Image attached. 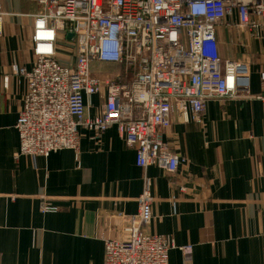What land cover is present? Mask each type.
<instances>
[{
	"label": "crops",
	"instance_id": "1",
	"mask_svg": "<svg viewBox=\"0 0 264 264\" xmlns=\"http://www.w3.org/2000/svg\"><path fill=\"white\" fill-rule=\"evenodd\" d=\"M13 10L0 37V264H104V241L122 239L146 178L152 220L143 232L190 247L188 255L170 251L169 264H264V105L211 101L199 124H183L173 113L164 137L184 158L174 175L137 167L116 127L97 137L81 129L77 155L17 157L26 84L11 68L29 69L34 58L32 20ZM219 53L237 59L220 40ZM250 93H259L258 81L251 79ZM104 105V92L91 97L87 117ZM41 200L58 211L41 213Z\"/></svg>",
	"mask_w": 264,
	"mask_h": 264
},
{
	"label": "built area",
	"instance_id": "2",
	"mask_svg": "<svg viewBox=\"0 0 264 264\" xmlns=\"http://www.w3.org/2000/svg\"><path fill=\"white\" fill-rule=\"evenodd\" d=\"M29 1L40 10L27 15L34 62L29 69L12 68L26 84L15 123L17 157L47 158L62 150L77 155L81 129L97 137L116 127L118 137L135 150L137 167L174 175L184 158L164 139L173 113L183 124H199L211 101L240 98L264 105V70L258 72L259 93L252 95L249 63L219 53L224 29L252 40L264 36V0ZM3 4L0 0V34ZM230 43L237 46V40ZM239 47L245 49V43ZM66 53L72 56L68 64ZM92 62L138 70L130 82H122L118 76H93ZM103 92L100 115L87 117L91 97ZM151 203L146 178L122 239L104 241V264H169L170 251L189 254L190 247L143 232L152 220ZM42 211L56 212L44 205Z\"/></svg>",
	"mask_w": 264,
	"mask_h": 264
},
{
	"label": "rangeland",
	"instance_id": "3",
	"mask_svg": "<svg viewBox=\"0 0 264 264\" xmlns=\"http://www.w3.org/2000/svg\"><path fill=\"white\" fill-rule=\"evenodd\" d=\"M10 1L12 4H10ZM16 8H18L19 10L21 9L20 11H17L18 13L28 12V15L35 14L40 11L29 0H4L3 12L5 13L6 16H15L14 14L15 11L13 9ZM227 30L228 29H224L222 32L223 34L219 36V40L221 41L222 48L225 49L227 52H229L231 49L237 50V59L244 60L249 63L252 83L257 82L258 72L260 70H264V36H262L261 39L252 40L243 34L240 35L237 34L236 37L235 29H230L228 31ZM232 40L234 42L237 40V46L235 43L231 45L230 41ZM240 41L245 43V49L239 47ZM65 56H66V61L64 63L68 64L69 63L68 58H72V56L67 53L65 54ZM93 65H95V68H98L99 71H93L94 68ZM12 68L11 71L13 70ZM90 70L93 76H98L101 78H110V79L118 76L120 77L122 82H130L133 79L134 75L136 74L138 68L135 67V68L126 69L123 63L118 65H101L99 63L92 62L90 65ZM166 142L168 143V141ZM43 205L44 207H46L47 210H50V208L53 207L55 208L56 212L58 211V208L52 205L50 202L46 200H41V205H40L41 213H43L42 211ZM43 214H53V213H43Z\"/></svg>",
	"mask_w": 264,
	"mask_h": 264
},
{
	"label": "water",
	"instance_id": "4",
	"mask_svg": "<svg viewBox=\"0 0 264 264\" xmlns=\"http://www.w3.org/2000/svg\"><path fill=\"white\" fill-rule=\"evenodd\" d=\"M67 38L69 39V38H71V36L69 35V36H67Z\"/></svg>",
	"mask_w": 264,
	"mask_h": 264
},
{
	"label": "bare ground",
	"instance_id": "5",
	"mask_svg": "<svg viewBox=\"0 0 264 264\" xmlns=\"http://www.w3.org/2000/svg\"><path fill=\"white\" fill-rule=\"evenodd\" d=\"M0 29H1V27H0Z\"/></svg>",
	"mask_w": 264,
	"mask_h": 264
}]
</instances>
